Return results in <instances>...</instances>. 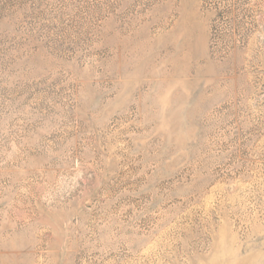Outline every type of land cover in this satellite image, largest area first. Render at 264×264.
<instances>
[{
  "label": "rangeland",
  "instance_id": "1",
  "mask_svg": "<svg viewBox=\"0 0 264 264\" xmlns=\"http://www.w3.org/2000/svg\"><path fill=\"white\" fill-rule=\"evenodd\" d=\"M0 264H264V0H0Z\"/></svg>",
  "mask_w": 264,
  "mask_h": 264
}]
</instances>
